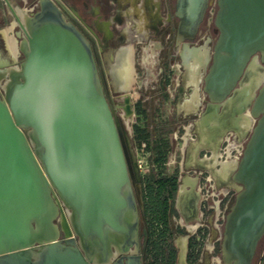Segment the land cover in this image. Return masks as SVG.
<instances>
[{"label": "water", "instance_id": "water-1", "mask_svg": "<svg viewBox=\"0 0 264 264\" xmlns=\"http://www.w3.org/2000/svg\"><path fill=\"white\" fill-rule=\"evenodd\" d=\"M3 1L18 22L23 58L4 71L1 85L0 264H141L131 185L134 153L106 100L89 42L55 0H38L25 26L10 1ZM209 2L177 0L183 49L197 37ZM217 5L219 35L209 80H223L229 88L248 60L253 65L257 54L264 55V0H217ZM259 83L249 88L257 89L253 100L261 115L242 158L227 170L237 191L224 225L227 264H249L264 234V85ZM125 101L129 108L130 99ZM244 109L241 105L237 113ZM225 134L223 129L213 135V153ZM197 162L203 167L211 161ZM196 181V176L182 179L181 187L193 193ZM50 194L68 233L61 225L63 240L52 224L56 214H47L49 204L54 207ZM39 225L46 235L36 239Z\"/></svg>", "mask_w": 264, "mask_h": 264}, {"label": "flooded vegetation", "instance_id": "flooded-vegetation-1", "mask_svg": "<svg viewBox=\"0 0 264 264\" xmlns=\"http://www.w3.org/2000/svg\"><path fill=\"white\" fill-rule=\"evenodd\" d=\"M60 9L65 14L66 18L77 28V30L89 42L96 66L98 76L102 85V89L106 100L112 110L113 115L118 121V126L121 135L127 136L130 141V146L134 153L136 166L132 167L131 185L138 211V256L141 264H227L222 257V244L224 239V221L216 219L217 225L211 226L208 217L212 213V219H215L214 211L205 213L203 211V203L201 192L198 190V185L201 183L202 176L195 174L197 181L194 192L188 193L190 187H181L182 179L186 182V172L180 170L181 166L185 169L184 161L178 157V162L175 166V171L171 174L163 175L170 177L168 188L173 191V197L170 202V208L166 214V232H158L153 241L152 258L148 259L146 237L143 236L144 218L146 211L150 208L154 213L155 225L160 224V219L165 216L162 202L158 198L157 193H150L149 189L144 184V177L141 175L137 165L138 147L132 140L133 126L138 123L141 112L144 109L148 112L150 119L155 120L157 116L163 118L165 103L168 98V87L176 70L175 63L179 64V57L173 51L176 34L179 30L180 17L177 11V0H154V3H149V0H144V8L146 12L144 17H137L136 21L130 27L131 30L137 31L133 37L127 34L125 27L116 28L108 27L109 21H113L118 25L124 23V18L115 13L111 17L106 15H98L91 17L85 12H80L77 6L87 8L88 1L80 0H56ZM72 6H71V5ZM103 4L104 3H100ZM160 7L161 16L152 14L154 7ZM208 6L207 5L202 20L198 24V33H205L206 38L214 42V36L217 38L219 30L213 20L208 21ZM105 14V13H104ZM143 26H138V24ZM186 27V26H185ZM184 27V29H186ZM142 30V31H141ZM131 43L134 46L133 54V80L128 88L121 87V79L117 73L116 66L120 62L122 55L128 50L124 45ZM157 55V62H147V76L150 70H157L156 78L149 75L148 78L142 75V56ZM153 56V55H152ZM180 66V64H179ZM135 80V81H134ZM142 80L144 82H142ZM126 97L130 99L129 108L126 104ZM136 116V120L131 117ZM156 116V117H155ZM167 122L162 125L160 121H156L157 127L161 125L162 129L168 133L167 139L170 143V150L167 152V158L173 151V141L170 134L173 130L172 121L167 116ZM161 120V121H162ZM129 123H131L132 133L129 131ZM181 135V131H178ZM142 144V143H141ZM145 144V143H144ZM126 150H129L127 143ZM146 149V144H145ZM149 152V151H148ZM128 154L130 163L132 162L131 155ZM150 155V152H149ZM218 160V156H215ZM149 160V156H148ZM181 161V164H180ZM237 162H226L220 172H217L213 167H207L203 171L209 175L217 190L224 188V192H220L219 196L223 201H229L226 213L229 212V207L236 199L237 191L231 184V177L227 170L236 165ZM166 165V162L164 163ZM193 176V177H194ZM176 182L175 188H173ZM159 187H156L158 189ZM59 209L53 219L59 233L61 231V222ZM157 217V218H156ZM189 224H195L192 228H188ZM162 227V225H161ZM58 234V240H63ZM249 264H264V234L258 239L252 258Z\"/></svg>", "mask_w": 264, "mask_h": 264}, {"label": "crops", "instance_id": "crops-1", "mask_svg": "<svg viewBox=\"0 0 264 264\" xmlns=\"http://www.w3.org/2000/svg\"><path fill=\"white\" fill-rule=\"evenodd\" d=\"M21 1H23V5H26L28 0ZM34 1L38 2V0ZM80 1H88L90 3L87 8L78 5L77 9L91 17L106 14L111 17L115 13H119L124 18V23L120 26L113 21H109L107 26L125 27L130 37L137 33V31L135 32V30L130 28L136 18H142L146 15L144 0ZM100 3H104V5ZM149 3H154V0H149ZM11 5L15 6L12 3ZM152 14H157L160 17V7H154ZM138 26L142 27L143 25L138 24ZM196 36L195 40L188 42V47L183 49V42L177 38L176 34L175 42L178 41V43L174 44L173 51L178 57L181 56L182 58H179L180 66L174 71V76L168 87V98L163 111L172 121L173 130L170 134V138L173 141L172 152L181 161H184L185 169L181 166L179 169L186 172V179L203 172L207 167H213L217 172H220L226 164V162H221L215 157L225 137L216 144V153L212 152L215 146L213 141L215 137L213 135L217 131L224 129L226 130L224 136L228 134L236 142H248L253 128L261 115L260 112L255 111L253 100L257 89L251 90L249 86L255 80H260L259 87L264 85V72L256 67L264 69L263 54H257L253 65L251 60H248L237 80L229 88H225L226 83L223 80H209L215 60L214 43L211 41L207 43V38L202 33H198ZM124 46L127 49L129 47L132 48L133 57L134 45L126 43ZM0 58H2V55H0ZM156 58L157 55L154 54L145 56L142 65L144 81L145 77L148 78L149 75H152L155 80L158 71L155 69L153 71L150 70L147 76L146 63L157 62ZM247 70V80L243 81ZM144 81L142 80V82ZM241 105L245 106V109L238 114L237 110ZM178 131H181L182 134L180 135ZM174 133L177 134V139H174ZM197 161L211 162L204 164L203 167H198Z\"/></svg>", "mask_w": 264, "mask_h": 264}, {"label": "trees", "instance_id": "trees-1", "mask_svg": "<svg viewBox=\"0 0 264 264\" xmlns=\"http://www.w3.org/2000/svg\"><path fill=\"white\" fill-rule=\"evenodd\" d=\"M141 115L139 120H142V123H137L133 126V142L139 147L141 143L146 144V150L150 152L149 155V163L153 166L150 168L149 172L144 177V184L149 189L150 193H157L158 198L161 200L162 208L164 209V214L160 219L159 226L158 223L155 225L153 218L155 211H152L150 208L146 211L144 218L146 219L144 224L143 236H145L147 247L148 259L151 261L153 257L151 252L153 248V241L155 235L160 232H166V214L168 209L170 208V202L173 197V191L171 188H168V182L170 181V177L163 175V168L165 167L164 163L166 162L167 152L170 150V143L167 139L166 131H163L161 125L167 121L162 120L159 123L161 124L159 127L156 126L158 124L155 120H151L148 112L144 109L139 112ZM138 120V121H139ZM163 132H159V131ZM159 132V133H158ZM176 182H174L173 188L176 186ZM156 187H159L156 189ZM157 218V217H156ZM162 225V227H161ZM151 264V262H150Z\"/></svg>", "mask_w": 264, "mask_h": 264}, {"label": "built area", "instance_id": "built-area-1", "mask_svg": "<svg viewBox=\"0 0 264 264\" xmlns=\"http://www.w3.org/2000/svg\"><path fill=\"white\" fill-rule=\"evenodd\" d=\"M36 6H38V2L34 3L32 7H29V8L26 7V8L30 9V11L32 12L34 7ZM12 7H15V6L12 5ZM217 9H218L217 0H210L209 6H208V18H207L209 23H211L215 19ZM201 33L205 34L203 32ZM213 39L216 40V37H214ZM4 50L7 51L8 55L4 58L3 57L0 58V62L7 61L8 58L11 59L12 61V58L9 55L8 47L5 46V44H4ZM10 62L9 64L12 65L13 62H11L12 64ZM175 66L179 67V64L175 63ZM7 67L8 66L0 67V96L1 97L3 96V90L1 88V85L3 84L6 78L4 75V71L7 69ZM173 137L174 139L178 138L176 133L173 134ZM224 137L225 138L223 139L219 147V151L217 153L218 160L221 162H233V161L238 162L243 156L246 143L242 141L236 142L228 134ZM139 151H140V156L137 158V165L139 167L141 175L145 176L153 165L149 163V160H148L149 152L145 149L144 143L141 144ZM177 162H178V157L176 156V154L174 152L170 153L169 157L167 158L166 164H169V163L177 164ZM198 175L202 176L201 183L198 185V190L201 192L203 211L205 213L214 211L213 213H215V219L214 218L212 219L213 214L211 213L208 217V221L211 226L217 225L216 219L224 221V219L226 218V215H227L226 210H227L229 201H223L221 199V197L219 196V193L224 192V189L217 190L209 175H206L204 172H199ZM212 220L214 221V223Z\"/></svg>", "mask_w": 264, "mask_h": 264}, {"label": "bare ground", "instance_id": "bare-ground-1", "mask_svg": "<svg viewBox=\"0 0 264 264\" xmlns=\"http://www.w3.org/2000/svg\"><path fill=\"white\" fill-rule=\"evenodd\" d=\"M13 10L15 14L17 15V17L19 18V21L21 22V24L25 26L27 24L28 17H30V13H31L30 9H27L26 7L20 8L18 6H15L13 7ZM17 25H18V22L14 19L9 26H6V28L2 30V35L6 39L7 47L9 50V55L12 58L11 62L13 63L18 57V53H20L19 52V41L17 40L16 32L13 31V34H11L13 27ZM132 59H133L132 48L129 47V49L122 55L120 62L116 66L117 73L121 79L120 85L123 88H128L133 80L134 70L132 66V63H133ZM144 60H145V57L143 56L142 61ZM7 68L8 69L10 68V70H13L16 67L9 66ZM50 198H51V202L54 204V207H53L54 209L51 207V204H49V207H50L49 212H51V213L49 212L47 213L49 218L53 217L58 211L57 205L54 199L52 198L51 194H50ZM66 214L68 215L69 218H71L70 211L67 210ZM59 220L61 222L64 232L68 234L66 231L63 219L60 217ZM129 221H132L130 217H129ZM50 231L52 232L53 236L57 235V231L54 228L53 229L51 228ZM44 235H46V232H44L43 227L41 225L37 226L34 229V236L36 239H40Z\"/></svg>", "mask_w": 264, "mask_h": 264}, {"label": "rangeland", "instance_id": "rangeland-1", "mask_svg": "<svg viewBox=\"0 0 264 264\" xmlns=\"http://www.w3.org/2000/svg\"><path fill=\"white\" fill-rule=\"evenodd\" d=\"M10 2H11L12 4H14L15 6H18V7H20V8H22L23 6L29 8V7H32L34 3H36V1H34V0H33V1H32V0H28L26 5H23V1H21V0H10ZM38 7H39V6L34 7V9H33L32 12L38 10ZM13 20H14V17H13V15H12V13L10 12V10L8 9V7L6 6L5 2H4L3 0H0V53H1V55H2L3 58L6 57V56L8 55V53H7L6 50H4V44H5V46H7V42H6V39H5V38L3 37V35H2V30H3L4 28H6V26H9V25L12 23ZM13 31H14V32L18 31V27H17V26H14V27H13V30H12V32H11V34H13ZM16 37H17V36H16ZM214 37H215V36H214ZM216 39H217V38H216ZM17 40H18L19 43H20V41H21L22 39H21V37H17ZM22 58H23V54L18 53V57H17V59L14 61L13 64L10 62L11 59L8 58L7 61H9V62L12 64V65H10L9 62H8V65H10V66H14V67H18L20 61L22 60ZM8 67H9V66H8ZM134 81H135V80H134ZM155 117H156V116H155ZM166 117H167V114H163V118H162L161 116H157L156 121H161L162 119H165ZM131 119H132V121H133V120H136V116L131 117ZM152 120H153V118H152ZM138 122H139V123H142V120H139ZM128 126H129L128 128H129L130 133H132L131 123H129ZM163 131H165V130H163ZM163 131L161 130V131H159V132H163ZM159 132H158V133H159ZM164 135H165V136H168V133H166V134H164ZM137 156H138V157L140 156V151H137ZM168 157H169V156H168ZM175 165H176V164H172V163L166 164V166L163 168V171H164L166 174H171L173 171H175V168H174ZM232 205H233V204H232ZM212 221H213V220H212ZM52 222L55 224V221H54V220H53ZM213 223H214V221H213ZM194 225H195V224H189V225H188V228L190 229V228H192ZM59 236H60V237L62 236V238L64 237L63 234H61V232L59 233ZM36 244H37V243H36Z\"/></svg>", "mask_w": 264, "mask_h": 264}]
</instances>
